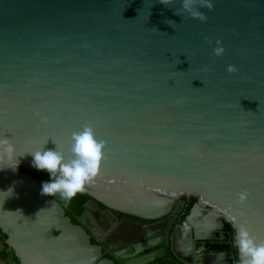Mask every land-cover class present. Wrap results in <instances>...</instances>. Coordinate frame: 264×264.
<instances>
[{
	"label": "water",
	"instance_id": "water-1",
	"mask_svg": "<svg viewBox=\"0 0 264 264\" xmlns=\"http://www.w3.org/2000/svg\"><path fill=\"white\" fill-rule=\"evenodd\" d=\"M211 3L202 22L182 0H0V229L21 258L89 263L28 154L68 158L86 125L106 145L92 201L154 220L193 196L190 242L221 222L264 241V0Z\"/></svg>",
	"mask_w": 264,
	"mask_h": 264
},
{
	"label": "flooded vegetation",
	"instance_id": "flooded-vegetation-1",
	"mask_svg": "<svg viewBox=\"0 0 264 264\" xmlns=\"http://www.w3.org/2000/svg\"><path fill=\"white\" fill-rule=\"evenodd\" d=\"M49 197L62 207L70 223L80 227L87 236L89 244L80 248L89 262L86 264H130L143 258L153 259L147 264H205L207 256L203 253L207 250L214 255L228 254L230 258L222 264H239L234 245L235 233L225 222L216 223L209 236L204 233H200V236L193 228L190 242L189 228L192 227L187 217L197 201L193 196L182 197L168 216L154 220L109 210L90 198L83 202L81 211H78L60 199L59 195ZM0 264L52 262L41 255H22L21 258L9 236L0 229Z\"/></svg>",
	"mask_w": 264,
	"mask_h": 264
},
{
	"label": "clouds",
	"instance_id": "clouds-1",
	"mask_svg": "<svg viewBox=\"0 0 264 264\" xmlns=\"http://www.w3.org/2000/svg\"><path fill=\"white\" fill-rule=\"evenodd\" d=\"M160 2L167 5V0H160ZM199 2L212 10L211 0H199ZM195 3L196 0H182V7L193 17L199 18L202 22L206 21V15L190 7ZM177 14L180 13L177 11ZM217 44L219 45L220 42L217 41ZM223 52V47L218 46L213 49V54L217 56L222 55ZM227 70L230 73L237 71L233 65H229ZM105 146L103 140L96 138L94 129L86 125L81 131L72 133L69 145L71 155L68 158H65V155L57 149L45 150L43 148L28 153L33 157L32 167L39 171H46L50 175V181L42 183L41 194L59 195L65 203L70 202L78 193L84 191L87 184L94 182L97 178L104 158ZM13 151V145L7 141H0V159L5 155L11 156ZM17 165L11 168L15 170ZM245 198L242 194L241 202ZM235 246L239 253V264H264V241L257 242L246 225L241 224L238 227Z\"/></svg>",
	"mask_w": 264,
	"mask_h": 264
},
{
	"label": "trees",
	"instance_id": "trees-1",
	"mask_svg": "<svg viewBox=\"0 0 264 264\" xmlns=\"http://www.w3.org/2000/svg\"><path fill=\"white\" fill-rule=\"evenodd\" d=\"M30 174L39 181L38 183L42 186L43 182L50 180V175L40 172L38 170L31 171ZM89 197L83 192L78 193L70 202L71 207H76L78 211H81L83 202ZM195 200V198H194Z\"/></svg>",
	"mask_w": 264,
	"mask_h": 264
}]
</instances>
